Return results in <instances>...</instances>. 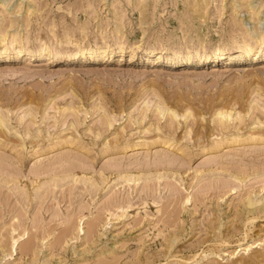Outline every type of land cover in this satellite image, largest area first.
Listing matches in <instances>:
<instances>
[{
	"label": "rangeland",
	"instance_id": "1",
	"mask_svg": "<svg viewBox=\"0 0 264 264\" xmlns=\"http://www.w3.org/2000/svg\"><path fill=\"white\" fill-rule=\"evenodd\" d=\"M0 264H264V0H0Z\"/></svg>",
	"mask_w": 264,
	"mask_h": 264
},
{
	"label": "bare ground",
	"instance_id": "2",
	"mask_svg": "<svg viewBox=\"0 0 264 264\" xmlns=\"http://www.w3.org/2000/svg\"><path fill=\"white\" fill-rule=\"evenodd\" d=\"M262 42H263V40L260 41L259 43H262ZM185 58H186V59H190V58H191V55H186ZM218 114H220V116H223V117H224L226 113H224V112L221 111V112H219ZM227 115H228V114H227ZM228 116H229V115H228Z\"/></svg>",
	"mask_w": 264,
	"mask_h": 264
}]
</instances>
